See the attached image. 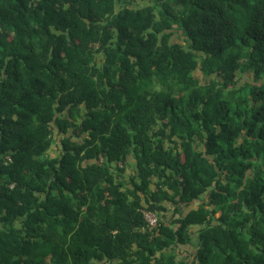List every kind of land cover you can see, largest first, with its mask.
<instances>
[{
  "label": "trees",
  "instance_id": "obj_1",
  "mask_svg": "<svg viewBox=\"0 0 264 264\" xmlns=\"http://www.w3.org/2000/svg\"><path fill=\"white\" fill-rule=\"evenodd\" d=\"M0 264H264V0H0Z\"/></svg>",
  "mask_w": 264,
  "mask_h": 264
},
{
  "label": "rangeland",
  "instance_id": "obj_2",
  "mask_svg": "<svg viewBox=\"0 0 264 264\" xmlns=\"http://www.w3.org/2000/svg\"><path fill=\"white\" fill-rule=\"evenodd\" d=\"M140 2L143 3V4H147V3L150 2V0H140ZM185 38H186L185 33L183 31H181V30H177L175 36H173L174 40H178V41H180L182 43L185 42ZM238 79H239L238 87H241V86H244L247 83V81H252L253 80V76L252 75H244L243 76V75L240 74V75H238ZM201 80H202V83H205L207 81V79L205 77H203V76H201ZM54 137L56 139V143H54V145H53V151H51L52 155L56 154V151L58 149V141H60V136H59V134L57 132L55 133ZM133 162H134V160H131V163H133ZM128 168L129 169H128L127 173H126L127 176L132 175L133 172H134V168L132 167V165H129ZM196 206H197V204H193V207H196ZM147 214H148V217H150V216H153L154 213H147ZM195 231H196V229H195ZM190 248H191L190 246H185L184 247V249L186 251L190 250Z\"/></svg>",
  "mask_w": 264,
  "mask_h": 264
},
{
  "label": "built area",
  "instance_id": "obj_3",
  "mask_svg": "<svg viewBox=\"0 0 264 264\" xmlns=\"http://www.w3.org/2000/svg\"><path fill=\"white\" fill-rule=\"evenodd\" d=\"M147 220L152 224L156 225L157 224V216L153 214V216L148 217V214L146 213Z\"/></svg>",
  "mask_w": 264,
  "mask_h": 264
}]
</instances>
